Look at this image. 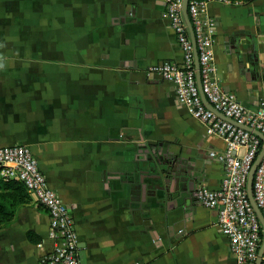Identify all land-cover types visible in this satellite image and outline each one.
Segmentation results:
<instances>
[{"label": "crops", "instance_id": "crops-1", "mask_svg": "<svg viewBox=\"0 0 264 264\" xmlns=\"http://www.w3.org/2000/svg\"><path fill=\"white\" fill-rule=\"evenodd\" d=\"M163 9V0H0V146L34 152L74 213L84 264H236L219 210L196 198L199 185H220L225 164L211 151L227 141L148 74L184 58ZM207 15L221 85L257 107L264 0H208ZM49 230L42 205L20 206L0 228V264H43Z\"/></svg>", "mask_w": 264, "mask_h": 264}, {"label": "built area", "instance_id": "built-area-1", "mask_svg": "<svg viewBox=\"0 0 264 264\" xmlns=\"http://www.w3.org/2000/svg\"><path fill=\"white\" fill-rule=\"evenodd\" d=\"M184 0H163L162 17L174 29L183 49L181 62L162 60L149 67L172 83L179 101L190 114L205 125L208 134H218L227 141L224 152L211 151L225 164V172L217 188L199 185L196 198L205 207L219 210V226L228 237L236 264H257L263 242V225L248 194L251 168L264 142V99L257 107L244 104L235 92L226 91L217 77L214 43L208 20V0H189L188 14L195 33L196 48L183 11ZM199 57L202 90L196 67ZM243 148L244 152L238 153ZM0 176L24 183L32 198L42 205L50 217L49 234L52 249L43 264H84L79 254L76 219L70 206L48 182L34 152L25 145L0 146ZM255 201L264 215V155L253 180ZM261 264H264V254Z\"/></svg>", "mask_w": 264, "mask_h": 264}, {"label": "trees", "instance_id": "trees-1", "mask_svg": "<svg viewBox=\"0 0 264 264\" xmlns=\"http://www.w3.org/2000/svg\"><path fill=\"white\" fill-rule=\"evenodd\" d=\"M32 195L19 180H6L0 176V228L11 224L17 218L20 206L31 203ZM32 232L28 235L32 238Z\"/></svg>", "mask_w": 264, "mask_h": 264}, {"label": "water", "instance_id": "water-1", "mask_svg": "<svg viewBox=\"0 0 264 264\" xmlns=\"http://www.w3.org/2000/svg\"><path fill=\"white\" fill-rule=\"evenodd\" d=\"M188 2L189 0H184L183 2V11H184V15H185V18L189 24V27H190V30H191V36H192V40H193V43L195 45V48H196V39H195V33H194V30H193V27H192V24H191V20L189 18V14H188ZM196 67H197V79H198V83H199V87L201 89V93H202V97L205 101L206 104L209 105L207 99H206V96L202 90V82H201V72H200V63H199V57H198V53H197V50H196ZM210 106V105H209ZM257 134L262 138L263 142H264V134L260 131H257ZM264 155V145H263V148L261 150V152L259 153L258 157L256 158L252 168H251V171H250V175H249V179H248V194H249V198H250V201L254 207V209L256 210L259 218H260V221L262 222V225H263V242H262V246H261V249H260V252H259V258L257 260V264H261V260H262V256L264 254V215L262 214L260 208L258 207L256 201H255V198H254V194H253V180H254V176H255V172H256V169H257V166L258 164L260 163L261 161V158L263 157ZM173 162H171L172 164V167H173V174H180L179 172H181V167L182 165H180L179 162H175L174 160H172Z\"/></svg>", "mask_w": 264, "mask_h": 264}]
</instances>
